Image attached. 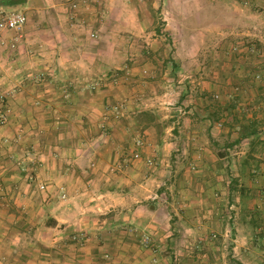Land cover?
<instances>
[{
    "label": "rangeland",
    "instance_id": "374dc122",
    "mask_svg": "<svg viewBox=\"0 0 264 264\" xmlns=\"http://www.w3.org/2000/svg\"><path fill=\"white\" fill-rule=\"evenodd\" d=\"M210 1L63 0L55 8L48 1L0 0V18L14 10L26 13L28 22L14 31L41 27L39 20L47 18L49 9L83 24L89 39L103 44L102 63L114 61L119 68L105 70L99 80L109 88L107 109L119 131L98 126L96 135H102L104 145H123L127 158L139 141L138 158L148 148L150 173L162 174L148 202L162 208L159 219L168 225L156 235L142 234L146 260L150 257L145 264H264V168L260 158L249 155L255 154L249 145H264V90L257 83L261 75L239 66L251 67L255 57L241 59L239 49L247 44L239 39L235 47L227 46L223 12L209 10ZM213 18L219 22L215 27ZM195 145L215 147L204 158L200 153L205 151ZM203 161L216 165L220 179L214 185ZM244 163L251 188L242 179ZM29 175L32 192L48 197L47 183ZM207 185L215 187L211 193ZM13 192L17 190L0 182V197L7 199L0 204L5 236L17 234L29 218L14 203L15 196L10 199ZM37 218L42 224L51 221L45 213ZM29 228L24 229L31 232ZM48 250L2 240L0 264H48ZM37 255L47 261L37 262Z\"/></svg>",
    "mask_w": 264,
    "mask_h": 264
},
{
    "label": "crops",
    "instance_id": "0c3cea01",
    "mask_svg": "<svg viewBox=\"0 0 264 264\" xmlns=\"http://www.w3.org/2000/svg\"><path fill=\"white\" fill-rule=\"evenodd\" d=\"M45 1L55 8L63 2L41 0ZM208 4L209 10L223 12L227 46L235 47L239 39L241 45L247 44L239 49L241 59L255 57L251 67L239 66L260 73L257 83L262 92L264 0H213ZM48 13L39 20L41 27L0 35V95L5 96L8 108V120L0 127V182L17 190L10 199L15 196L20 212L29 216L13 236H5L7 229L1 226L0 245L7 240L11 246L28 249L47 246L48 264H145L150 257L146 260L149 252L141 246L142 234L156 235L168 225L159 219L162 208L148 202L153 198L152 185L162 174L150 173L148 148L142 149L138 159L127 158L123 145H104L102 135H96L98 126L119 131L107 109L112 102L109 88L99 81L105 70L119 68L114 61L102 63L103 44L91 41L83 24L78 27L56 9ZM210 23L215 27L219 22L213 18ZM114 50L112 46L111 53ZM249 146L255 153L249 155L261 159L257 162L263 170L264 145ZM195 147L205 151L200 153L205 158L215 145ZM203 164L214 185L220 179L215 163ZM244 164L242 179L251 188L249 165ZM28 174L47 183L48 197L41 199L32 192ZM263 179L264 173L260 175ZM204 188L211 193L215 187ZM59 191H64V199L57 197ZM5 199L0 197V204ZM42 213L51 220L48 224L36 219ZM28 224L31 232L24 229ZM73 234L81 236L75 241L70 238ZM36 258L37 262L46 260Z\"/></svg>",
    "mask_w": 264,
    "mask_h": 264
},
{
    "label": "built area",
    "instance_id": "2783aa9c",
    "mask_svg": "<svg viewBox=\"0 0 264 264\" xmlns=\"http://www.w3.org/2000/svg\"><path fill=\"white\" fill-rule=\"evenodd\" d=\"M27 22V16L23 11H9L4 13V15L0 18V35L5 32V31H11V30H16L24 26ZM2 98V97H1ZM2 105L0 108V127L4 126L8 120V108L6 107V104L4 103L5 100H1ZM119 112H116L118 114ZM137 145H134V150L132 153V158L137 159L139 157L138 153V147H141L139 145V141L136 142ZM147 165L152 166V161L147 160ZM31 178V177H30ZM39 188L43 190L45 186L43 184L39 185ZM65 195L63 194L61 198L63 199Z\"/></svg>",
    "mask_w": 264,
    "mask_h": 264
},
{
    "label": "water",
    "instance_id": "95a60500",
    "mask_svg": "<svg viewBox=\"0 0 264 264\" xmlns=\"http://www.w3.org/2000/svg\"><path fill=\"white\" fill-rule=\"evenodd\" d=\"M14 1H18V0H14Z\"/></svg>",
    "mask_w": 264,
    "mask_h": 264
}]
</instances>
